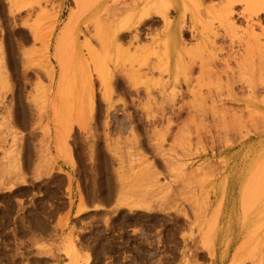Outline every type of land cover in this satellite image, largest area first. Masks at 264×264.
Masks as SVG:
<instances>
[{"label": "rangeland", "instance_id": "obj_1", "mask_svg": "<svg viewBox=\"0 0 264 264\" xmlns=\"http://www.w3.org/2000/svg\"><path fill=\"white\" fill-rule=\"evenodd\" d=\"M147 1L0 0V264H264V88L187 94L207 52L165 55L179 14ZM222 4L181 1L219 35Z\"/></svg>", "mask_w": 264, "mask_h": 264}, {"label": "bare ground", "instance_id": "obj_2", "mask_svg": "<svg viewBox=\"0 0 264 264\" xmlns=\"http://www.w3.org/2000/svg\"><path fill=\"white\" fill-rule=\"evenodd\" d=\"M158 0H148V9L150 14L153 12V10L158 9ZM164 1V5L166 2V7H164V5L162 4V2ZM181 1L182 0H160V7L156 12L160 13L161 15V11L162 8L164 7L163 11L166 9H172L174 12H177L179 14L178 19L170 24L167 22V20L165 21V25H164V31H160L161 34V38L159 37L157 40L158 41H154V45L156 46V44H158V47H162L165 51V55H171V56H177L178 58L182 55L184 48L181 47V37H183L184 35H189V37L191 39H193L194 37H196L197 35L199 36L200 39V43H199V48H201L206 54L205 57L206 61L203 62L201 61L200 63V67H199V77L198 78H202L206 79L205 82H203L202 84H197V83H202V80L197 78V80L199 82L196 81V85L197 86H191L190 82H191V72L193 70V66L192 63H190V67L188 66L186 71L184 72L183 75V81H184V85L186 86V90H187V94H190V96H192L193 98H198V99H213V98H222L223 100H239V94L236 92H233L234 90L231 88L232 86L235 85L236 81L239 84H242L244 86H246V91H247V96L249 95V97L247 98H251L250 96H255L258 92V87H260L261 89L264 88V73H261V68L260 69H255L254 67H252L255 63V61H264V42L262 40H264V28H263V22H264V8L260 6L261 0H224V4H222V6L219 8L218 7V15H217V21L218 24L220 26V28H223L224 30H226V35H219L217 33V31H214V29L212 28L213 21H215V19H209V20H205V21H196L192 16L188 19L189 21H185V12L182 9V5H181ZM145 2V3H147ZM163 7H162V6ZM145 6V7H147ZM241 6H243V8H241ZM144 7V6H143ZM144 7V8H145ZM162 7V8H161ZM239 7V8H238ZM143 8V9H144ZM161 9V11H160ZM166 11V10H165ZM168 11V10H167ZM144 12V11H143ZM146 12V10H145ZM169 12V11H168ZM166 13V12H164ZM147 14V12H146ZM154 14V12H153ZM162 16V15H161ZM160 17V16H159ZM162 16L161 18L163 19ZM160 18V19H161ZM161 19V20H162ZM236 21H241L244 22L245 25V29H243L244 31H242L241 35L236 36L234 35L233 38L231 35H229V32L227 31L228 28H230L231 30L235 29L234 31H236L237 27H235ZM200 22L201 25H203L204 27H209L207 28V32L205 36H202V32L197 33V24ZM188 23V25H187ZM217 24V25H218ZM261 31V33L257 34L255 33V28H257ZM219 28V27H218ZM238 30V29H237ZM160 35V34H159ZM223 36L226 37L228 36L229 38V44L226 46L227 48H231V46H233L234 44L237 45V47H244L243 48V52L242 53H238V56H236L237 54H232L231 55V50L230 52H226L228 55V59H232L234 58V63L236 66V70L234 68H231L230 65L228 63H230V59L228 60H223L221 59L220 62L223 60L224 65L222 64V62L220 64L216 63V60H218V55L221 54L222 52H224L225 48L224 46H217L218 41H223ZM137 36H135L136 38ZM219 37L221 39H219ZM160 39V40H159ZM135 40V39H134ZM158 42V43H157ZM184 43V42H183ZM182 43V44H183ZM151 47L150 48V55H155L156 51L160 48H158L157 50H155V47ZM161 48V49H162ZM228 51V50H227ZM203 52V53H204ZM207 55V57H206ZM232 56V58H231ZM203 58V56H201ZM203 58V59H204ZM201 59V60H203ZM228 61V62H226ZM218 62V61H217ZM233 62V61H232ZM218 64V65H217ZM188 65V64H187ZM155 67L152 66L151 63V70H156L154 69ZM148 70V69H147ZM242 75L243 78H240L239 80H237L240 76ZM244 75V76H243ZM245 75H252V76H256L257 79H252V80H246L244 79ZM213 80V81H212ZM245 80V81H244ZM178 81V77L176 75H174L172 72H168V80L166 83L161 84V88H162V92H166L164 91V89H168L169 87H171L172 85L176 84ZM222 81H224L225 84L222 83ZM208 82V84H207ZM212 82H215L217 87H214L216 90V92L212 91L210 88V84ZM234 82V83H233ZM205 83V84H204ZM234 84V85H233ZM224 87H223V86ZM232 85V86H231ZM242 85V86H243ZM207 88H206V87ZM230 86V87H229ZM205 88L207 89L205 93L202 92L201 88ZM213 88V87H212ZM218 88L220 89V91L218 90ZM224 88V89H222ZM244 88V87H243ZM214 89V90H215ZM173 91V90H172ZM264 91V89H263ZM170 92V91H169ZM243 92V91H241ZM174 94L171 93V95ZM244 94V93H241ZM239 96V97H238ZM243 96V95H241ZM222 100V99H220ZM212 103V102H211Z\"/></svg>", "mask_w": 264, "mask_h": 264}]
</instances>
